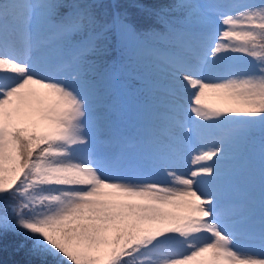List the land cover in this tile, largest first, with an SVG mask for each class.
Instances as JSON below:
<instances>
[{
	"label": "rangeland",
	"instance_id": "obj_1",
	"mask_svg": "<svg viewBox=\"0 0 264 264\" xmlns=\"http://www.w3.org/2000/svg\"><path fill=\"white\" fill-rule=\"evenodd\" d=\"M9 3L15 8L10 27L0 30V195L22 167L15 131L37 136L44 149L22 193L31 206L23 225L52 247L62 227L95 221L100 232L79 246L83 264H118L126 253L139 264H264V245L243 235L244 224L264 213V177L254 189L259 198L240 182L218 184L264 150V55L255 44L263 37L264 0H180L191 10L187 22L218 24V31L180 38L169 53L138 47L133 55L145 61L141 71L130 59L123 69L140 72L138 80L147 82L142 86L117 82L110 67L97 73L95 63L85 79V54L72 48L86 46L90 33L73 42L72 31L52 20L49 0ZM230 34L243 37L228 40ZM130 40L122 24L119 45ZM194 54L205 70L215 59L222 68L192 81L189 70L197 67L187 65ZM236 77L246 81H228ZM222 81L228 82L217 86ZM140 91L156 98L143 100ZM107 94L108 100H96ZM115 97L132 129L115 115L100 118ZM54 130L55 144L47 141ZM128 131L135 141L116 150L111 141L128 138ZM170 137L180 150L169 145Z\"/></svg>",
	"mask_w": 264,
	"mask_h": 264
},
{
	"label": "trees",
	"instance_id": "obj_2",
	"mask_svg": "<svg viewBox=\"0 0 264 264\" xmlns=\"http://www.w3.org/2000/svg\"><path fill=\"white\" fill-rule=\"evenodd\" d=\"M50 1L54 5V16L57 17L55 19L72 14L71 22L78 29L74 40L84 37L88 32L98 34L90 41L87 50L89 57L100 67L109 63L115 65L118 57L122 55L131 57L123 47L117 45L114 13L118 16V24L126 22L130 26L133 34L138 38V44L168 49L175 43L177 36L174 31H180L191 11L180 5L179 0ZM257 43L258 54L264 55V28L263 37ZM137 62L139 64V60ZM118 75L120 79H127L121 71ZM129 80L138 82L132 74ZM257 114L263 116L261 112ZM15 135L19 145L23 146V153L20 156L22 167L12 183L0 195V264H83L78 261L79 246L82 245L81 241L86 242L87 245L91 244L93 238L100 232L99 225L95 221L82 220L75 226L62 227L59 230L60 239L52 247L44 246L38 239V232L31 231L23 225L22 215L28 214L31 206L25 203L22 193L34 176L33 160H37L44 149L42 145L37 144V136L25 135L18 130L15 131ZM47 141L51 142L52 139ZM31 143H34L32 147H30ZM119 228L124 233L122 230H125L124 225ZM45 247L48 251L44 250ZM84 256L82 252L80 257ZM139 262L127 253L116 260L118 264H139Z\"/></svg>",
	"mask_w": 264,
	"mask_h": 264
},
{
	"label": "bare ground",
	"instance_id": "obj_3",
	"mask_svg": "<svg viewBox=\"0 0 264 264\" xmlns=\"http://www.w3.org/2000/svg\"><path fill=\"white\" fill-rule=\"evenodd\" d=\"M194 56L196 58L193 57V55H190V61H189L188 65H187L189 67L190 62H191L194 65V67H197L195 70H193L194 71L193 73H192L191 68L189 70V74L190 75H188V76H189V79L192 80V81L193 80H196L197 81V80H199L200 77L207 76L208 74H211V73L213 74V71L216 70L217 69L216 67H218V66H220V68H222L220 62L217 59H215V60H210L209 61V65H208V69L209 70H205L204 67L201 66L200 61H199L201 59V57L199 55H197V54H194ZM184 68L186 69L187 67H183V69ZM220 68H218V69H220ZM186 71H187V69H186ZM248 77L250 78L251 76H248ZM242 79H245V78H243V77H236V78L230 79L228 81L231 82V84L232 83L236 84V86H237V85H239L243 81ZM228 81H222L217 86L222 87ZM245 81H246V79H245ZM212 86L213 85L205 84L204 87L205 88H209V87H212ZM228 87H230V85L229 86H225L223 89L229 90L230 88L228 89ZM261 88L264 89V85L263 86H260V89ZM40 89L45 90L46 87L44 85H40ZM189 129L196 136L199 135V133H198L199 132V129L194 125V123H190L189 124ZM169 145H171L172 147L177 148L178 150L181 149L180 146L177 144L176 137H170V139H169ZM195 157H199V156H195Z\"/></svg>",
	"mask_w": 264,
	"mask_h": 264
}]
</instances>
